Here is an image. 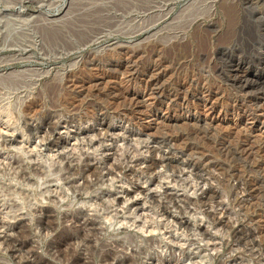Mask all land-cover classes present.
Wrapping results in <instances>:
<instances>
[{
	"label": "rangeland",
	"instance_id": "1",
	"mask_svg": "<svg viewBox=\"0 0 264 264\" xmlns=\"http://www.w3.org/2000/svg\"><path fill=\"white\" fill-rule=\"evenodd\" d=\"M263 127L264 0H0V264H264Z\"/></svg>",
	"mask_w": 264,
	"mask_h": 264
},
{
	"label": "water",
	"instance_id": "2",
	"mask_svg": "<svg viewBox=\"0 0 264 264\" xmlns=\"http://www.w3.org/2000/svg\"><path fill=\"white\" fill-rule=\"evenodd\" d=\"M24 197L26 198L27 196H24ZM23 203H24V202H23ZM23 203H22V202H19V203L12 202L11 204H12V206H14V207H18V206H21Z\"/></svg>",
	"mask_w": 264,
	"mask_h": 264
},
{
	"label": "bare ground",
	"instance_id": "3",
	"mask_svg": "<svg viewBox=\"0 0 264 264\" xmlns=\"http://www.w3.org/2000/svg\"><path fill=\"white\" fill-rule=\"evenodd\" d=\"M264 128V127H263ZM17 151H19V150H17ZM19 152H21V151H19ZM158 226V225H157ZM168 226V225H167Z\"/></svg>",
	"mask_w": 264,
	"mask_h": 264
}]
</instances>
